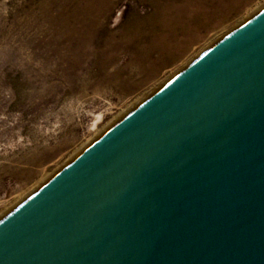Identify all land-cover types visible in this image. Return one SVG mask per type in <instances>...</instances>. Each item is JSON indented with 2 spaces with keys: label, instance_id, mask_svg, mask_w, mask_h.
I'll return each mask as SVG.
<instances>
[{
  "label": "water",
  "instance_id": "95a60500",
  "mask_svg": "<svg viewBox=\"0 0 264 264\" xmlns=\"http://www.w3.org/2000/svg\"><path fill=\"white\" fill-rule=\"evenodd\" d=\"M0 264H264V9L5 216Z\"/></svg>",
  "mask_w": 264,
  "mask_h": 264
},
{
  "label": "rangeland",
  "instance_id": "374dc122",
  "mask_svg": "<svg viewBox=\"0 0 264 264\" xmlns=\"http://www.w3.org/2000/svg\"><path fill=\"white\" fill-rule=\"evenodd\" d=\"M81 2L0 0V221L118 120L264 9V0H243L160 63L157 49L141 58L139 49L150 47V35L131 43L121 35L134 16L142 20L153 13L154 0H116L100 18L103 29L95 45L68 69L47 53L49 26L60 23L63 7ZM105 32L113 37L106 39ZM173 39L182 36L175 32Z\"/></svg>",
  "mask_w": 264,
  "mask_h": 264
},
{
  "label": "bare ground",
  "instance_id": "6f19581e",
  "mask_svg": "<svg viewBox=\"0 0 264 264\" xmlns=\"http://www.w3.org/2000/svg\"><path fill=\"white\" fill-rule=\"evenodd\" d=\"M65 1L69 4L73 2V0H64V4ZM115 1L82 0L73 8L63 7L60 23L55 28L49 26L52 34L47 42V53L55 56L59 63H65L68 69H70L68 63L78 64L82 55L89 53V47L95 45L96 35L103 29L100 18L107 13ZM241 2L243 0H172L170 4L166 2L168 4L166 5L162 0H154L153 13L142 20L134 16L126 29L122 30L121 35L127 43L141 40L145 34L150 35L152 40L150 47L139 49L140 53L142 52L141 58H148L149 52L157 49L160 51L161 63L166 58L171 59L175 52L183 51L184 46L195 38L199 28L210 26L214 18L225 19L232 10L238 9ZM175 32L180 33L182 39H173ZM104 37L110 39L113 35L105 32ZM161 47L164 50H160ZM157 65V61L152 63L149 72L155 70Z\"/></svg>",
  "mask_w": 264,
  "mask_h": 264
}]
</instances>
